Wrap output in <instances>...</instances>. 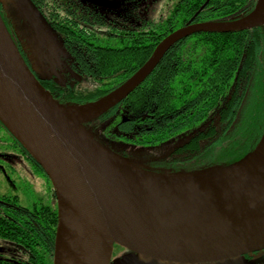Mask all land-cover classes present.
I'll use <instances>...</instances> for the list:
<instances>
[{"label":"trees","instance_id":"1","mask_svg":"<svg viewBox=\"0 0 264 264\" xmlns=\"http://www.w3.org/2000/svg\"><path fill=\"white\" fill-rule=\"evenodd\" d=\"M29 1L52 35L31 32L30 22L9 0H0L4 23L54 99L78 108L125 84L172 33L189 25L241 20L259 3L125 0L113 9H101L80 0ZM53 36L61 48H45L47 42L55 43ZM91 128L103 134L106 147L126 159L177 142L150 168L141 165L151 172L190 174L236 166L264 137V25L181 40L139 88ZM0 133V158H29L44 173L1 121ZM50 238L52 251L54 230Z\"/></svg>","mask_w":264,"mask_h":264},{"label":"water","instance_id":"2","mask_svg":"<svg viewBox=\"0 0 264 264\" xmlns=\"http://www.w3.org/2000/svg\"><path fill=\"white\" fill-rule=\"evenodd\" d=\"M82 1L114 6L105 0ZM9 2L20 8L34 32L32 18L38 17L33 7ZM263 12L264 0H259L241 20L179 29L125 84L79 108L60 105L41 84L0 14V121L52 182L58 202L54 264H110L115 245L180 264H213L264 251V154L244 167L264 146V137L234 167L161 174L126 161L87 128L139 88L181 40L251 30L264 25ZM69 109L88 113L79 118Z\"/></svg>","mask_w":264,"mask_h":264},{"label":"flooded vegetation","instance_id":"3","mask_svg":"<svg viewBox=\"0 0 264 264\" xmlns=\"http://www.w3.org/2000/svg\"><path fill=\"white\" fill-rule=\"evenodd\" d=\"M105 1L114 6L101 9H113L125 0ZM126 121L124 118L123 122ZM91 123H89L90 126ZM19 158L21 157L16 156L5 159L18 160ZM26 160L30 159L27 158ZM57 227L58 202L54 190L52 193L47 194L46 199L37 197L29 206L21 205L17 196L0 195V264H54ZM52 230H54V246L50 251L49 242ZM40 231H42V234ZM260 254L262 255V251L213 264H261ZM110 264L180 263L149 259L115 245Z\"/></svg>","mask_w":264,"mask_h":264},{"label":"rangeland","instance_id":"4","mask_svg":"<svg viewBox=\"0 0 264 264\" xmlns=\"http://www.w3.org/2000/svg\"><path fill=\"white\" fill-rule=\"evenodd\" d=\"M17 3L24 2V5L27 9H31V5L26 2V0H15ZM35 18V19H34ZM34 25L32 27L35 32L43 33L46 32L49 35H52L48 27L43 24L40 18L34 17ZM53 38L56 40L55 36ZM52 48H61L62 44L57 39L55 43L47 42L46 47ZM83 113H88V110H81ZM90 133L93 137L104 146L106 145V140L103 137V134L98 130H93L91 126H87ZM2 134L0 133V136ZM3 138L6 139V136ZM180 142V141H178ZM177 142H171L168 144L159 145L150 149L147 152L138 153L135 155V159H125L126 161L133 163L136 166L146 165L144 167L150 168V164L153 161L160 160L166 155H168L175 147L177 146ZM2 145L0 144V152H2ZM111 150V149H110ZM54 190L52 182L47 177L45 173H43L39 168L35 166V164L26 160L24 157L17 159H4L0 158V195L7 196H17L19 198V203L23 206H29L37 197L47 198V194L52 193ZM261 255V254H260ZM261 264H264V251H262V255L260 257Z\"/></svg>","mask_w":264,"mask_h":264},{"label":"bare ground","instance_id":"5","mask_svg":"<svg viewBox=\"0 0 264 264\" xmlns=\"http://www.w3.org/2000/svg\"><path fill=\"white\" fill-rule=\"evenodd\" d=\"M261 22L264 24V12H263V15L261 17ZM70 114L76 116V117H83V112L82 111H76V110H73V109H69L67 110ZM264 154V146L260 149V151L258 152V154L253 157L252 159H250L245 165L244 167H246L248 164H251L254 160H256L257 158H260L262 157Z\"/></svg>","mask_w":264,"mask_h":264}]
</instances>
